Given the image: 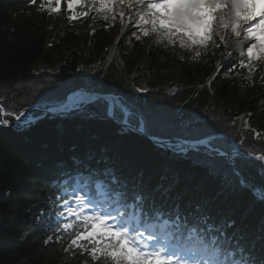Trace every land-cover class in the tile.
<instances>
[{
  "label": "trees",
  "instance_id": "1",
  "mask_svg": "<svg viewBox=\"0 0 264 264\" xmlns=\"http://www.w3.org/2000/svg\"><path fill=\"white\" fill-rule=\"evenodd\" d=\"M39 2L33 6L28 0H0V105L33 118L28 126L0 125V264H93L87 254L73 257L63 251V231L61 242L54 236L44 243L55 211H63L53 199L67 198L75 190L87 195L97 211L113 216L126 212L134 226L144 222L152 200L148 197L145 208H136L133 191L142 179L145 193L150 192L166 172L179 175L174 193L184 194L182 212H191L207 199L206 211L219 221L218 227L234 216L249 238H258L264 201L240 183L264 191V162L248 157L264 154V59L254 48L251 72L240 63L249 65L247 46L256 39H244L243 31L235 37L230 29L212 23L207 46L181 48L178 38L175 43H157L156 34L143 37L128 22L116 47L119 64L112 56L120 31L113 13L96 11L99 3L93 0H81L72 9L67 0H60L58 12L48 11L57 7L55 0L45 2L44 9ZM138 87L150 91L138 93ZM78 90L116 96L129 111L130 125L138 129L143 122L146 131H124L119 124L125 118L123 107L108 116L104 97L83 111L42 116V110ZM184 122L196 129L194 134L182 130ZM152 134L171 143L178 135L213 137V175L195 163L204 158L202 153L181 158L156 147L149 139ZM235 144L245 156L232 154ZM221 187L229 190L217 196ZM70 206H76L74 200ZM246 209L250 211L242 218Z\"/></svg>",
  "mask_w": 264,
  "mask_h": 264
},
{
  "label": "snow or ice",
  "instance_id": "2",
  "mask_svg": "<svg viewBox=\"0 0 264 264\" xmlns=\"http://www.w3.org/2000/svg\"><path fill=\"white\" fill-rule=\"evenodd\" d=\"M37 2L38 0H28L33 6L37 5ZM45 2L50 5L53 0H40L39 9H44ZM80 2L81 0H67L68 8L72 9L74 4ZM97 2L99 8L96 11L113 13V20L118 15L124 27L129 26L124 24L127 20L143 37L156 34L157 43L164 39L175 43L174 38H178L181 48L207 46L213 35L209 31L212 21L207 17L215 14L217 27L221 30L230 29L235 37H240L243 31L244 39L255 38L257 41L247 46L249 65H244L241 61V66L249 67L251 72L254 48L259 49L260 58L264 59V0H93V3ZM55 3L57 7L49 8V12L59 11L60 0H55ZM114 4L120 6L121 10L114 12ZM123 7L133 12L135 18L132 15L126 17ZM69 19L77 17L71 16ZM103 19L107 21L109 16L104 15ZM141 35H137V31L132 32V36L137 40L141 39ZM217 35L221 42H225L224 35ZM239 44L240 41H237V46ZM200 55L199 51L195 52L196 57ZM217 67H220L219 62ZM135 91L147 93L150 90L147 87H138ZM101 99L102 97L97 95L81 94L71 109L83 111L86 105L95 104ZM116 108H122L119 101L110 103L107 115L113 117ZM69 110L67 105L47 109L49 112ZM123 111L125 118L122 123L126 126L124 131H127L132 126L127 119V110ZM24 115L23 112H8L0 105V117L14 116L15 120L20 122ZM30 123L31 121H23L24 126ZM8 124L7 118H0V125ZM244 124L247 127V121ZM16 126L20 127V124ZM181 127L189 133L194 134L196 131L190 126V122H184ZM136 130L145 132L144 123L141 122ZM149 139L156 147H167L181 158L190 153H202L204 158L196 160L195 163L205 167L208 175H213L210 157L217 151L211 147L213 137L190 139L178 135L176 142L171 143L168 139L152 134ZM255 159L264 162V154L256 156ZM142 175L141 172L140 176ZM235 175L239 176L240 173L235 171ZM240 183L251 188L257 200L264 201V191L258 192L243 180ZM178 184V173L168 175L166 172L151 191L145 193L141 179L140 185L131 195L134 207L145 208L148 205V197L151 198L152 204L144 222H136L134 226H131L132 222L127 218L126 212L113 216L97 211L87 195L75 194V190L69 193L67 198L63 195L57 196L53 199V204L58 202L63 211H55L54 218L49 223L52 232L47 235L44 243L53 241L54 236L56 242H61L63 237L60 233L63 231L64 237H67V247H64L63 251L73 257L87 254L93 264L102 259L107 264H264V217L260 218L258 238H249L244 229L237 226L234 216L224 218L223 224L218 227L219 221L206 211L207 199L191 212H182L179 202L184 194L174 193ZM228 190L227 187H221L217 196L224 195ZM157 197L159 204L156 203ZM70 200L75 201V207L70 206ZM85 209L89 211L86 212ZM249 211L250 209H246L242 218L246 217Z\"/></svg>",
  "mask_w": 264,
  "mask_h": 264
},
{
  "label": "water",
  "instance_id": "3",
  "mask_svg": "<svg viewBox=\"0 0 264 264\" xmlns=\"http://www.w3.org/2000/svg\"><path fill=\"white\" fill-rule=\"evenodd\" d=\"M124 24H127V20L124 21ZM124 29H125L124 26L121 27V32H120L119 36L116 38V41H115L114 46H113V49H112V56L115 58L116 62H118V57H117V53H116V47H117L118 42L121 40V38H122V36H123V34H124V32H125ZM119 64H120V63H119ZM212 75H213V74H212ZM75 94H77V95H81V94H92V95H97V96H100V97H104V98H106V99L109 101V104L112 103L113 101H119V103H120V105L123 107V109H126V108L122 105V103L120 102V100H119L116 96L108 95V94H106V95H102V94H99V93L87 92V91H83V90H78V91H75L74 93H71V94L67 97L66 100H68L72 95H75ZM86 106H87V105H86ZM50 108H55V107H50ZM48 109H49V108H48ZM126 110H127V109H126ZM248 112H249V108L246 110V112H245V114H244V116H243V118H242L241 126L243 125V121H244L245 117L247 116ZM42 113H43L42 116H44V115H49V116H51V117H59V114H58L57 112H49V111H47V109L42 110ZM127 113H129L128 110H127ZM16 123H17V121H16ZM119 124L124 125L122 122H119ZM13 125H14V124L9 123L7 126H11V127H13ZM124 126H125V125H124ZM125 127H126V126H125ZM129 129H131V130H133V131H135V132H138V133H141V134H142V132L137 131L136 128H134V127H130ZM164 148L168 149L167 147H164ZM168 150H169V149H168ZM233 154H235V155H242V156H245V155H244V154L238 149L237 145H236L235 150L233 151ZM248 157H250L251 159H255V156H248ZM255 160H256V159H255ZM257 190H258V192L260 191L259 189H257Z\"/></svg>",
  "mask_w": 264,
  "mask_h": 264
},
{
  "label": "rangeland",
  "instance_id": "4",
  "mask_svg": "<svg viewBox=\"0 0 264 264\" xmlns=\"http://www.w3.org/2000/svg\"><path fill=\"white\" fill-rule=\"evenodd\" d=\"M259 9V8H258ZM257 9V10H258ZM119 10H121V7L120 6H117L116 5V8H115V12H118ZM122 10L125 12V16L127 17V16H129V15H132V13L133 12H131L127 7H123L122 8ZM208 18L212 21V23L214 24V27L215 28H219V27H217V24H216V17H215V14H211V15H209L208 16ZM117 20H118V22H119V25H120V31H119V34H120V32H121V27H123V25H122V23H121V20H120V18H119V16L117 15ZM127 24H128V21H127ZM125 29H126V27H125ZM124 29V30H125ZM125 33V32H124ZM124 35V34H123ZM119 36V35H118ZM153 38V37H152ZM227 53H230L228 50H227ZM227 56H229V55H227ZM118 57V56H117ZM114 58V57H113ZM115 59V58H114ZM118 63H120L119 62V60H118ZM174 90V89H173ZM65 102L66 101H64L63 103H59V104H57V105H55L54 107L56 108V107H60V106H62V105H64L65 104ZM70 108V110H71V107H69ZM69 110V111H70ZM69 111H66V112H57L58 114H59V117L60 116H63V115H65V114H67ZM23 113L25 114V116L24 117H21V121L20 122H17L16 123V120H14V122H10L9 121V123H11V124H18V123H23V121H25V120H27V121H30V120H32L33 118H31V116L27 113V112H24L23 111ZM14 126V125H13ZM236 145H237V147H238V144H235V148H236ZM201 147H203V146H201ZM235 148H234V150H235ZM239 149V148H238ZM233 150V151H234ZM233 151H232V154H233ZM223 155H225L224 153H223ZM233 155H235V154H233ZM236 156H238V155H236ZM250 158V157H249ZM255 160V159H254ZM256 189H259L260 190V188L259 187H256ZM261 191V190H260ZM111 223V222H110Z\"/></svg>",
  "mask_w": 264,
  "mask_h": 264
},
{
  "label": "bare ground",
  "instance_id": "5",
  "mask_svg": "<svg viewBox=\"0 0 264 264\" xmlns=\"http://www.w3.org/2000/svg\"><path fill=\"white\" fill-rule=\"evenodd\" d=\"M80 95H72L68 100H66L65 104L64 105H67L69 107H71L74 103L75 100H77V98L79 97ZM61 107V106H60ZM60 107H56V108H60Z\"/></svg>",
  "mask_w": 264,
  "mask_h": 264
}]
</instances>
